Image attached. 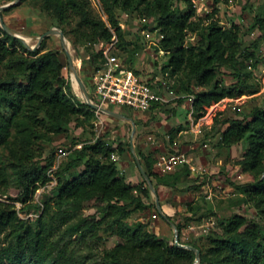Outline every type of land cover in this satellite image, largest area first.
<instances>
[{"label": "trees", "instance_id": "obj_1", "mask_svg": "<svg viewBox=\"0 0 264 264\" xmlns=\"http://www.w3.org/2000/svg\"><path fill=\"white\" fill-rule=\"evenodd\" d=\"M175 1L179 0H100L107 16L104 20L92 12L89 0H36L70 35L73 45L88 49L91 70L104 59L98 49L100 42L111 41L115 35L116 45L128 44L118 11H136L144 19H153L152 29L161 34L159 47L168 56L163 70L177 76L180 92L193 96L191 109L196 118L205 114L206 107L226 97L255 93L257 89L238 64L240 55L255 57L254 51L264 40V17H255L252 28H258L260 35L241 50L239 25H222L218 10L201 25L193 19V0H182L184 8ZM188 31L199 33L196 43H185ZM66 65L67 58L58 50H45L43 41L31 50L0 27V195H6L12 179L22 196L7 195L6 200H0V264H193V250L149 231L146 222L129 220L132 212L145 209L143 197L149 196V189L145 180L133 184L119 174L112 154L120 156L127 151L131 155L126 141L109 142L98 137L75 147L65 164L55 171L57 183L51 201L44 202L41 213L33 220L19 217L14 201L21 198L25 202L50 181L51 163L40 165L41 142L70 132L75 134L73 143L78 142L90 120L113 121L75 95L63 74ZM219 73L228 75L230 81L218 80ZM159 104L153 102L151 108ZM225 122L218 144L242 146L235 173L250 176L251 180L239 188L245 194L243 200L256 208L261 220L233 213L223 218L220 233L208 235L206 244L184 243L180 238L179 243L199 249L198 264H264V109L254 106L247 115L227 118ZM138 156L149 177L158 183L172 186L183 173L190 174L188 166L158 173L153 154L138 151ZM81 166L75 176L65 175ZM86 201H93L92 213L78 215L65 209ZM176 226L180 234L182 226ZM100 230L117 235L121 241L104 250L96 262L88 263L65 244H58L59 235H76L78 241H86L99 238Z\"/></svg>", "mask_w": 264, "mask_h": 264}, {"label": "rangeland", "instance_id": "obj_2", "mask_svg": "<svg viewBox=\"0 0 264 264\" xmlns=\"http://www.w3.org/2000/svg\"><path fill=\"white\" fill-rule=\"evenodd\" d=\"M14 0H0V6ZM92 12L106 20L107 16L102 9L100 0H89ZM181 8L185 7L182 0L175 1ZM195 6L194 20L201 25L208 21V17L218 10L222 25L231 27L239 25L240 49L249 47L259 35L258 28H252L255 17H264V0H193ZM0 10L1 17L7 27L16 34H26L30 37L29 44L38 41V36L51 27H58L56 19L42 10L36 0H17L13 7ZM117 17L123 29L125 40L128 44L116 45L112 50L114 54L124 59L126 66L133 70L141 78L148 81L164 99L156 108L143 111H131L126 107L115 104H107L110 108L131 117L136 125L132 133V124L128 120L113 118L106 123L100 118L86 123L85 131L75 141V134H57L50 142H41L42 156L40 165L51 163L48 168L50 181L40 186L25 202L16 200L15 206L20 218L29 220L37 217L43 208L45 201H51L55 195L57 177L55 171L65 164L75 147L83 143L93 141L100 137L109 142L119 140L126 141L130 149V141L134 144V152L144 167L143 160L138 156V151L153 154L155 158L154 170L158 173L173 172L184 166L190 168V174L181 175V178L172 186L158 183L151 179L155 187V194L148 189L149 196L143 197L146 202L145 209L132 212L130 221H143L148 223L147 229L169 241L177 235L182 242L194 241L197 244H206L208 235L220 233L222 220L233 213L245 215L249 219L259 221L261 215L248 201L243 200V190L239 185L251 180L245 173L236 174L238 168L237 159L241 154L242 146L223 147L218 141L226 127L227 118H241L247 115L254 106L264 109V40L254 51L255 57L246 58L239 56V69L248 80L253 83L257 91L238 97H226L217 103L206 107L205 114L196 118L192 114L189 93L180 92L181 86L177 76L164 72L167 54L159 47L161 34L159 30H153V19H144L138 16L136 11L126 13L118 11ZM76 21V19H75ZM74 23V22H73ZM64 33V32H63ZM71 43V55L78 59L75 64L77 72L85 84L89 96L95 99L91 93V67L92 64L87 54V48L81 45H73L72 38L65 34ZM200 38L199 33L188 31L185 43H196ZM45 50H58L66 58L65 49L62 47L57 34L49 35L43 40ZM90 46V45H89ZM90 50L93 49L89 48ZM63 74L71 85V73L67 65L63 68ZM218 80L228 83V75L218 74ZM72 87V86H71ZM201 87H193L199 90ZM79 99L80 95L72 87ZM183 102L179 98L185 97ZM94 101V100H93ZM95 102V101H94ZM131 151V149H130ZM132 155V156H131ZM125 151L116 159L119 174L127 181L136 184L145 180L136 164L133 153ZM180 156L169 169L162 157ZM2 157V156H1ZM182 167V168H181ZM83 166L72 168L65 173L67 177L75 176ZM145 169V168H144ZM12 187L6 195H0V200H6L7 195L22 197L20 188L10 180ZM156 196L159 200L162 212L176 225L182 228L179 234L174 227L160 214L156 207ZM93 201H86L76 206H66L65 209L75 211L76 214H89L94 211ZM192 207V210L190 208ZM177 227V226H176ZM99 238L78 241L77 236L68 234L59 235L58 244L66 245L74 255H80L87 259L88 263L96 262L102 257L104 250L113 247L121 241V238L110 232L100 230ZM3 234L0 235L2 240ZM71 241V242H70Z\"/></svg>", "mask_w": 264, "mask_h": 264}, {"label": "built area", "instance_id": "obj_3", "mask_svg": "<svg viewBox=\"0 0 264 264\" xmlns=\"http://www.w3.org/2000/svg\"><path fill=\"white\" fill-rule=\"evenodd\" d=\"M117 38L114 35L111 41L100 42L98 49L103 53V61L92 69L91 72V93L98 100V104L107 107V104L121 105L129 110L149 109L153 102H163L164 99L157 89L148 81L141 78L133 70L129 69L124 63V59L112 52L115 48ZM193 96L189 99L192 102ZM119 156L112 154L116 160ZM162 159L171 164L167 165L170 169L173 162L180 159V156H170Z\"/></svg>", "mask_w": 264, "mask_h": 264}, {"label": "water", "instance_id": "obj_4", "mask_svg": "<svg viewBox=\"0 0 264 264\" xmlns=\"http://www.w3.org/2000/svg\"><path fill=\"white\" fill-rule=\"evenodd\" d=\"M17 0H14L8 4H4L2 6H0V10L1 9H4L6 7H9L13 4L16 3ZM0 27L3 28L6 32L10 33L11 35L13 36H16L17 38H19L23 43L24 45L31 49V50H34L36 48H38L42 42V40L49 36V35H53V34H57L59 36V39H60V42L62 44V47L65 49V53H66V56H67V62H68V67L70 69V73L73 72L77 81H78V85L80 87V89L82 90L83 92V95L85 96V99L81 98V101L83 103H86L87 105L91 106L92 108L96 109L97 111H100V112H103L109 116H112V117H115V118H120V119H123V120H128L130 121V123L132 124V133H134L135 131V128H136V125L133 121V119L131 117H128L116 110H112V109H109L107 107H104V106H101L100 104L98 103H95L91 97L89 96V93H88V90L85 86V84L83 83V81L81 80V78L79 77L78 73H77V69L74 65V62H73V58H72V55L71 53L65 48L64 46V41H65V35L63 33V30L61 28H58V27H51L49 28L48 30L44 31L43 33H41L39 36H38V41L33 44V45H30L28 42H26L24 40V38L16 33H14L13 31H11L7 25L4 23L2 17H1V14H0ZM71 86L73 87V84H72V81H71ZM130 149H131V152L133 153L134 155V158H135V161H136V164L137 166L139 167L140 169V172L143 176V178L145 179V181L147 182L148 186H149V189L155 194V187L152 183V180L151 178L149 177V175L147 174V172L145 171L144 167L142 166L141 162L139 161L137 155L135 154L134 152V144L132 141H130ZM156 207L158 209V211L160 212V214L174 227V229L177 231V227L176 225L169 219V217L167 215H165L162 210H161V206H160V203H159V200L156 196ZM177 235H176V238H175V243L177 245H180V246H184L186 248H189L191 250H193L195 252V260H194V263L193 264H198L199 263V258H200V251L198 248L194 247V246H191V245H186V244H181L177 241Z\"/></svg>", "mask_w": 264, "mask_h": 264}, {"label": "bare ground", "instance_id": "obj_5", "mask_svg": "<svg viewBox=\"0 0 264 264\" xmlns=\"http://www.w3.org/2000/svg\"><path fill=\"white\" fill-rule=\"evenodd\" d=\"M18 35L22 36V37L24 38V40H25L26 42L29 43L30 37H29L28 35L23 34V33L18 34ZM64 46H65V48H66L70 53L72 52V49H71V43H70V41H69L68 39H66V38H65V41H64ZM72 58H73V62L78 63V59H77L76 57H73V56H72ZM76 63H74V65H75ZM77 73H78V72H77ZM78 75H79V74H78ZM79 77H80V76H79ZM80 78H81V77H80ZM81 80H82V79H81ZM71 81H72L73 88L75 89V91H77V93L80 95L81 98L85 99V96L83 95V92H82V90L80 89V87H79V85H78V81H77V79H76V77H75V75H74L73 72H71ZM95 103H97V102H95Z\"/></svg>", "mask_w": 264, "mask_h": 264}, {"label": "crops", "instance_id": "obj_6", "mask_svg": "<svg viewBox=\"0 0 264 264\" xmlns=\"http://www.w3.org/2000/svg\"><path fill=\"white\" fill-rule=\"evenodd\" d=\"M116 111H118V110H116ZM131 111H140V110H131ZM119 112V111H118Z\"/></svg>", "mask_w": 264, "mask_h": 264}]
</instances>
